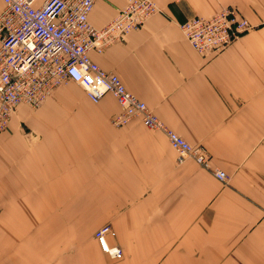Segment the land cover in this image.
I'll use <instances>...</instances> for the list:
<instances>
[{
	"label": "crops",
	"instance_id": "0c3cea01",
	"mask_svg": "<svg viewBox=\"0 0 264 264\" xmlns=\"http://www.w3.org/2000/svg\"><path fill=\"white\" fill-rule=\"evenodd\" d=\"M125 1L96 0L89 23ZM153 1L159 12L89 57L225 180L136 117L112 125V95L93 103L66 81L0 133V264H264V0ZM227 6L251 28L217 54L194 51L178 23ZM105 224L117 259L93 237Z\"/></svg>",
	"mask_w": 264,
	"mask_h": 264
},
{
	"label": "built area",
	"instance_id": "2783aa9c",
	"mask_svg": "<svg viewBox=\"0 0 264 264\" xmlns=\"http://www.w3.org/2000/svg\"><path fill=\"white\" fill-rule=\"evenodd\" d=\"M0 133L19 105L36 109L53 90L66 81L79 84L95 103L109 93L119 108L111 120L121 127L136 117L147 129L161 131L178 159L190 158L211 170L219 181L226 175L211 169L206 149L190 145L167 128L146 104L128 92L112 72L100 68L89 57L102 52L138 29L159 9L153 0H126L125 5L102 27H94L88 15L96 0H0ZM178 28L197 53L214 55L251 28L236 9L223 7L208 17L194 16L178 23ZM105 224L93 232L100 250L111 259L121 249L109 245Z\"/></svg>",
	"mask_w": 264,
	"mask_h": 264
},
{
	"label": "rangeland",
	"instance_id": "374dc122",
	"mask_svg": "<svg viewBox=\"0 0 264 264\" xmlns=\"http://www.w3.org/2000/svg\"><path fill=\"white\" fill-rule=\"evenodd\" d=\"M28 108V107H27ZM30 109V108H29ZM30 110H32V109H30Z\"/></svg>",
	"mask_w": 264,
	"mask_h": 264
}]
</instances>
